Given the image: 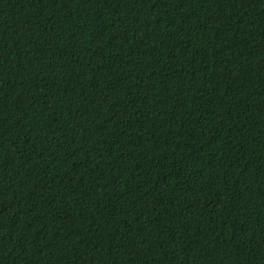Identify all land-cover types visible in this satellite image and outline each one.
<instances>
[{
	"label": "trees",
	"instance_id": "trees-1",
	"mask_svg": "<svg viewBox=\"0 0 264 264\" xmlns=\"http://www.w3.org/2000/svg\"><path fill=\"white\" fill-rule=\"evenodd\" d=\"M0 264H264V0H0Z\"/></svg>",
	"mask_w": 264,
	"mask_h": 264
}]
</instances>
